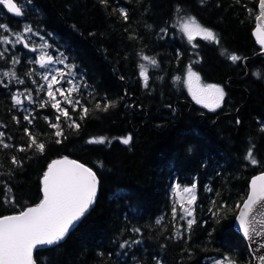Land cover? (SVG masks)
Wrapping results in <instances>:
<instances>
[{"label": "trees", "instance_id": "1", "mask_svg": "<svg viewBox=\"0 0 264 264\" xmlns=\"http://www.w3.org/2000/svg\"><path fill=\"white\" fill-rule=\"evenodd\" d=\"M15 1L19 17L0 5V23L8 29H0V40L10 38L0 43V133L10 145H0V217L42 200L43 175L56 159L77 160L99 180L94 207L64 241L38 250L36 263L212 264L229 257L253 264L234 222L250 180L264 173V57L243 65L261 50L253 36L259 0ZM182 18L212 30L218 43L189 42L179 28ZM45 40L74 72L78 90L70 100L80 103H62L70 120L39 86L36 61ZM233 54L240 57L235 63ZM141 64L148 68L147 87ZM189 66L204 82L224 87L215 111L191 102L181 82ZM18 92L31 94L32 103L14 105ZM105 103L115 106L103 111ZM57 116L61 137L50 127ZM73 121L78 129L69 127ZM26 128L45 144L42 154L29 148ZM101 137L105 143H88ZM249 148L255 165L246 159ZM173 185H195L193 216L177 204ZM189 219L195 220L191 229Z\"/></svg>", "mask_w": 264, "mask_h": 264}, {"label": "snow or ice", "instance_id": "2", "mask_svg": "<svg viewBox=\"0 0 264 264\" xmlns=\"http://www.w3.org/2000/svg\"><path fill=\"white\" fill-rule=\"evenodd\" d=\"M0 5H3L8 13L18 17L22 15L21 6H18V3L14 2V0H0ZM259 7L261 9V16L264 17V0H260ZM121 14L127 19L126 11L122 10ZM0 29L8 30L7 26L2 23H0ZM24 31L30 32L31 29L26 28ZM181 31L187 36L189 42L196 36H201L206 41L218 43L215 33L208 28L202 27L194 18H188L183 21ZM15 39L17 43L22 41L20 35H17ZM0 43H10V41L5 38L0 40ZM260 43L264 45V39H261ZM24 46L28 47L27 43ZM193 46L195 47V45ZM32 51H36V49L33 48ZM221 54L223 55L224 53L222 52ZM2 56L3 53H0V57ZM229 58L234 63L240 59V57L234 54ZM141 59L146 61L148 65L158 66L155 58L142 56ZM15 63H18V60H13V64ZM36 63L39 64L40 68L46 69L49 65L53 64V58L45 53L39 57ZM139 67V74L143 79L144 86L147 87L149 80L148 68L144 64H141ZM3 75L16 78L14 72H4ZM59 75L62 77L64 73H59ZM43 79L48 81L47 95L52 101L51 106L57 109L66 119L70 120L71 117L69 116L68 110L60 107L61 102L56 99L55 93L65 96V92H67L71 95L73 91L78 90L73 84V81L71 79L67 81L72 86L68 89L56 87L54 90V85L61 84L62 80L58 79L57 75H51L50 80L48 75H44ZM176 79L179 80V77ZM19 82L23 83V81ZM185 83L196 103L203 104L205 108L215 111L224 101V89L216 85H201L199 75L192 70L191 66L188 67ZM12 99L14 105L19 106L22 104L19 96L14 95ZM27 99L29 103H32L31 94H29ZM65 100L69 105L73 103L78 105L80 103L79 100L73 102L68 99V96H65ZM114 106V103H105L102 110L107 111L109 107ZM96 108H101L99 103L96 104ZM87 112L88 109L84 108L83 114L86 115ZM81 118H83V115ZM24 119L29 124L32 123V120L28 116H25ZM59 120L60 117L57 116V122L50 123V127L58 129L55 133L57 137L63 136V131L59 130ZM69 127L78 129L79 124L73 121L69 124ZM25 133L29 135L31 141L29 148L34 145L36 151L42 154L45 150V144L38 143L36 137L27 128L25 129ZM131 139L132 137L128 136L123 138L121 142L127 145L131 142ZM56 142L60 143L61 141L57 139ZM88 143L103 144L105 143V138L101 137L89 140ZM0 145L4 148L10 147V145L3 143V133H0ZM19 150L24 151L25 149L20 148ZM246 159L253 165L257 163L252 148H249ZM12 162L14 164L18 163L15 157H13ZM98 186L99 180L97 174L91 168L75 160H69L65 157L62 160H55L49 164L42 180L43 199L36 206L29 207L17 215L0 217V264H35L33 259L34 249L38 245L54 246L63 241L70 229L81 220L88 212L90 206L95 202ZM194 189L195 185L191 188L183 189L188 194L187 204L189 207H184V201L181 200V208L185 215L189 217L193 216L191 205L195 204L196 201ZM176 190H179V185H177ZM5 202L10 201L6 199ZM175 215L176 210L174 208V218ZM257 215L264 216V174L255 177L251 181L249 194L243 202V207L237 216L238 228L244 238L257 242L255 251H261L264 250V230H262L264 229V221H256L254 218ZM157 223H160V221H157ZM194 223V219H189L187 221L188 228L191 229ZM254 223H259L260 227L253 228ZM136 231H139V229H136ZM212 264H236V261L229 257H224L222 260H214ZM259 264H264V253L259 255Z\"/></svg>", "mask_w": 264, "mask_h": 264}, {"label": "rangeland", "instance_id": "3", "mask_svg": "<svg viewBox=\"0 0 264 264\" xmlns=\"http://www.w3.org/2000/svg\"><path fill=\"white\" fill-rule=\"evenodd\" d=\"M188 18H182L181 19V21L180 22H178L179 23V28H180V30H181V24H182V22L183 21H185V20H187ZM197 21V20H196ZM198 22V21H197ZM199 23V22H198ZM200 24V23H199ZM201 25V24H200ZM202 26V25H201ZM202 27H204V26H202ZM28 33V32H27ZM184 34V33H183ZM185 37L187 38V36L185 35ZM196 38H202L201 36H196L194 39H196ZM10 38H7V40H9ZM193 39V40H194ZM192 40V41H193ZM41 43H43L41 46H43V47H40V50L39 51H41L40 52V56L41 55H44L45 53H47L49 56H51L52 58H53V64H51V65H49L48 66V68H41V70H40V72H39V76H40V79H41V82H40V84H39V86L40 87H42V88H44V90H45V92L47 93V83H48V81H45L44 79H43V76L44 75H48L49 76V80H50V78H51V75H57V77H58V79H60V80H62V83L61 84H58V85H54V90H55V88L56 87H61V88H64V89H68V88H70V87H72L71 85H69L68 83H67V81L69 80V79H71L72 81H73V84L76 86V88H77V83H76V80H75V78H74V72L70 69V67H68V65H67V63H66V61H65V59L61 56V54H55V53H50V51H49V49H48V47H49V45H48V41H43V42H41ZM67 65V66H66ZM194 72H196V71H194ZM59 73H64V75L61 77L60 75H59ZM197 73V72H196ZM197 75H199V77H200V83H201V85H216V86H218V87H221V88H223L224 89V87L223 86H221V85H218V84H211V83H206V82H204L203 81V79H202V77L200 76V74L199 73H197ZM186 79H187V72L185 73V75H184V77L182 78V85H183V87H184V89H185V91L189 94V96H190V98H191V100L194 102V103H196V101L193 99V97H192V95L189 93V91H188V88H187V85H186V83H185V81H186ZM42 85V86H41ZM74 92V91H73ZM72 92V93H73ZM224 92H225V89H224ZM71 93V94H72ZM26 94L25 93H21V92H18L17 93V96H19V98L22 100V102L24 101V100H26L27 98H26V96H25ZM55 95H56V99L58 100V101H60L61 103H60V107L62 108L63 106H62V103H63V101H65V96H68V99H70V96L71 95H69L67 92H65V96H61L59 93H55ZM197 105H199V106H201V107H203L204 109H206V110H209V111H212V110H210L209 108H205L204 106H203V104H198V103H196ZM176 188H177V185H173L172 186V189H171V193H172V195H173V197L175 198V200H176V202H177V204H179L180 205V208H181V200H183L184 201V207H189V205L187 204V197H188V194L187 193H185L184 191H183V187H179V190L177 191L176 190ZM194 194H195V190H194ZM191 209H193V205H191ZM181 210H182V208H181ZM183 211V210H182Z\"/></svg>", "mask_w": 264, "mask_h": 264}, {"label": "water", "instance_id": "4", "mask_svg": "<svg viewBox=\"0 0 264 264\" xmlns=\"http://www.w3.org/2000/svg\"><path fill=\"white\" fill-rule=\"evenodd\" d=\"M15 2V1H14ZM259 4H260V0H259ZM259 4H258V12H259V14H258V16H257V18H256V21H255V28H254V30H253V36H254V38H255V40H256V42H257V44L261 47V50L257 53V54H255V55H253V56H251V57H249V58H246L244 61H243V65H244V67H246V63L247 62H250V61H252V60H254V59H256V58H259V57H264V45H262L261 43H260V41H261V39H264V17H262L261 16V9H260V7H259ZM19 6V5H18ZM7 10V9H6ZM11 14V13H10ZM12 15H14V14H12ZM62 159H64V158H61V159H56V160H62ZM68 159V158H67ZM69 160H71V159H69ZM55 161V160H54ZM76 162H78V163H81V162H79V161H77V160H75ZM53 162V161H52ZM51 162V163H52ZM50 163V164H51ZM82 164V163H81ZM84 165V164H83ZM86 166V165H85ZM87 167V166H86ZM89 168V167H88ZM262 174H264V173H261V174H258V175H256V176H254L251 180H250V183H249V191H250V185H251V181L255 178V177H257V176H259V175H262ZM43 180V179H42ZM98 193H99V186H98V190H97V194H96V199H97V196H98ZM248 194H249V192H248ZM42 195H43V193H42ZM248 196V195H247ZM43 199V198H42ZM96 199H95V202H96ZM246 199H247V197H246ZM245 199V200H246ZM95 202L90 206V208H89V210H88V212L83 216V217H85L89 212H90V210L94 207V205H95ZM34 207V206H33ZM243 207V203L241 204V206L239 207V210H238V213H237V215H236V218H235V222H234V227H235V230L238 232V234L243 238V240L246 242V244H247V246H248V249H249V251H250V254H251V256H252V259H253V264H259V255L260 254H262V253H264V250H261V251H255V249L257 248V242H254V241H250V240H247V239H245L244 238V236H243V234H242V232L239 230V228H238V221H237V216L239 215V212H240V210H241V208ZM26 210V209H25ZM13 215H17V214H13ZM83 217L81 218V220L83 219ZM256 221H264V216H260V215H257L255 218H254ZM80 220V221H81ZM80 221H78L77 223H76V225L72 228V229H70V231H69V233L66 235V237H65V239L67 238V236L71 233V231H73L75 228H76V226L78 225V223L80 222ZM257 227H260V224L259 223H254L253 224V228H257ZM262 230H264V229H262ZM64 239V240H65ZM63 240V241H64ZM62 242V241H61ZM48 247H51V246H37V248L36 249H34V251H33V259H34V261H35V264H37L36 263V260H35V253L38 251V250H41V249H45V248H48Z\"/></svg>", "mask_w": 264, "mask_h": 264}, {"label": "flooded vegetation", "instance_id": "5", "mask_svg": "<svg viewBox=\"0 0 264 264\" xmlns=\"http://www.w3.org/2000/svg\"><path fill=\"white\" fill-rule=\"evenodd\" d=\"M193 105H195V106L199 107V105H197V104H195V103H193Z\"/></svg>", "mask_w": 264, "mask_h": 264}]
</instances>
